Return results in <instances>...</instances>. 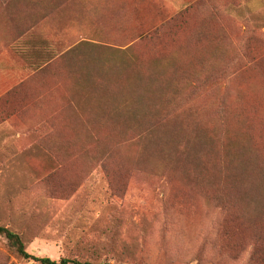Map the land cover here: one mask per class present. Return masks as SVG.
I'll list each match as a JSON object with an SVG mask.
<instances>
[{
	"label": "rangeland",
	"instance_id": "obj_1",
	"mask_svg": "<svg viewBox=\"0 0 264 264\" xmlns=\"http://www.w3.org/2000/svg\"><path fill=\"white\" fill-rule=\"evenodd\" d=\"M0 226L53 260L264 264V0H0ZM0 264L40 263L0 234Z\"/></svg>",
	"mask_w": 264,
	"mask_h": 264
},
{
	"label": "trees",
	"instance_id": "obj_2",
	"mask_svg": "<svg viewBox=\"0 0 264 264\" xmlns=\"http://www.w3.org/2000/svg\"><path fill=\"white\" fill-rule=\"evenodd\" d=\"M0 234L4 235L8 239V241H9L11 247L13 248V250L15 251V253L19 257H21L27 261H35V262H38L40 264H71V263H74V264H92L88 261L81 262V261L69 259L67 257H62L59 260H53L50 257H39V256H36V255L27 251L21 236L18 233H16L15 231L9 229L6 226H0ZM104 264H107V263H104Z\"/></svg>",
	"mask_w": 264,
	"mask_h": 264
}]
</instances>
